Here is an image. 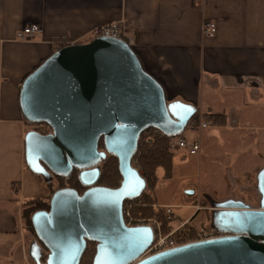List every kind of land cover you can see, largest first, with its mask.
<instances>
[{
  "label": "water",
  "instance_id": "1",
  "mask_svg": "<svg viewBox=\"0 0 264 264\" xmlns=\"http://www.w3.org/2000/svg\"><path fill=\"white\" fill-rule=\"evenodd\" d=\"M19 104L27 121L50 128L24 135L30 172L49 183L53 175L78 170L81 184L91 185L82 194L57 189L48 209L32 213L36 238L28 256L34 264H79L87 241L95 242L92 264H264V163L255 175V206L204 195L210 227L225 235L140 258L153 232L147 225L126 226L122 212L125 200L147 189L132 165L139 135L150 127L167 137L180 135L198 108L168 101L126 41L96 37L55 50L24 78ZM107 154L118 160L115 188L94 185Z\"/></svg>",
  "mask_w": 264,
  "mask_h": 264
},
{
  "label": "crops",
  "instance_id": "2",
  "mask_svg": "<svg viewBox=\"0 0 264 264\" xmlns=\"http://www.w3.org/2000/svg\"><path fill=\"white\" fill-rule=\"evenodd\" d=\"M119 20L134 39L142 67L162 85L168 101L194 104L201 114L225 115L223 124L184 133L199 142L200 150L193 155L176 150L179 165L202 170L218 158L215 162H221L228 181L236 185L241 177L254 181L264 163V0H0V234L7 236L2 245L16 242L19 257L10 264H32L22 204L51 195L26 169L24 135L34 127L25 123L20 108L21 83L55 50L85 43L94 26ZM206 20L216 24L212 37L203 35ZM31 23L42 28L41 35L17 40L16 32ZM205 78L213 87L222 82L243 90L242 112L239 100L215 110L200 94ZM187 188L191 202L207 193L217 200H244L232 188L220 197L210 185L189 181ZM257 200L256 192L255 201L246 202L255 206Z\"/></svg>",
  "mask_w": 264,
  "mask_h": 264
},
{
  "label": "built area",
  "instance_id": "3",
  "mask_svg": "<svg viewBox=\"0 0 264 264\" xmlns=\"http://www.w3.org/2000/svg\"><path fill=\"white\" fill-rule=\"evenodd\" d=\"M41 33L42 28L36 23H31L19 29L16 32L15 37L17 40L26 41L39 37ZM215 33V22L211 20L204 21L203 35L205 37H212ZM96 37L118 38L126 41L129 46H133L134 44V39L124 30L123 22L121 20L98 24L85 34L87 42ZM192 119L193 118H191L187 124V127L191 130L205 128L208 124H210L204 120L196 122ZM163 136L165 135L159 129L154 127L147 128L139 135L138 147L142 143H146L152 139L161 138ZM138 147L132 158V165L141 173V168L138 164ZM169 147L171 150L184 149L190 155L196 154L200 150V144L198 141H190L184 135L170 137ZM142 205L144 204L139 197L131 200H125L122 210L126 226L147 225L153 232L151 244L140 258L165 252L183 245L211 240L225 235V233L212 227L194 226L190 217L181 219L175 223L178 220V215L174 211V206L168 204L159 206L165 221L168 223V227L164 229L161 221L158 219L133 214L134 208ZM193 207L196 211L201 208L199 205H194Z\"/></svg>",
  "mask_w": 264,
  "mask_h": 264
},
{
  "label": "rangeland",
  "instance_id": "4",
  "mask_svg": "<svg viewBox=\"0 0 264 264\" xmlns=\"http://www.w3.org/2000/svg\"><path fill=\"white\" fill-rule=\"evenodd\" d=\"M201 88V96H203L207 101L211 102L212 105H214L215 110H220L225 107H228L231 103H234V101L236 100L240 101L238 105L240 108H242V100L246 96L243 93V90L232 89L222 82H220L218 86L213 87L206 78L204 79L203 86H201ZM239 107L238 109H240ZM242 110L243 108L238 110V112L241 113ZM200 118L199 120H204L203 118ZM192 120L196 122L199 121L196 117H193ZM45 126L46 125L43 124L42 128L45 129ZM190 131L191 129L189 130V127H186L185 134L191 135L193 132L190 133ZM171 151H173L175 157L177 155V151ZM174 157V176L172 178L164 179L162 178L161 170H158V179L156 180V183L153 187V194L157 200V203H160L161 205L169 204L174 206V211L178 215V220L175 223L187 217L192 218L191 222L196 227H205V224L209 222L208 218L210 217L211 210L209 209L208 202L204 198L205 194L203 196L199 194V196H197V198H195V200L192 202L187 200V191L189 190L187 188V184L189 183V181L193 182V184H199L202 187L210 185V187H213L215 189L212 191V193H214L216 197L225 195V193L228 190L230 191V189L232 188L234 195L241 197L242 199L248 202L255 201L256 192L252 187V185H254V181L250 180L251 183L249 184L241 177L239 182H237L236 185H233V183L228 181L227 175L224 174L225 172L220 164L221 162H215L220 161V159L216 158L211 163L210 167H206L203 165L202 170H189L187 169L188 166L182 164L179 165V159H176V157ZM187 174H193V176L186 177L185 175ZM226 189L228 190L226 191ZM194 205H199L201 208L196 211L194 207H192ZM6 238L7 236L0 234V264H10L11 260L13 261L19 258L15 256L18 250L17 244H15L16 242L14 240H7V242H5L7 243L5 246L1 244L2 241L6 240Z\"/></svg>",
  "mask_w": 264,
  "mask_h": 264
},
{
  "label": "trees",
  "instance_id": "5",
  "mask_svg": "<svg viewBox=\"0 0 264 264\" xmlns=\"http://www.w3.org/2000/svg\"><path fill=\"white\" fill-rule=\"evenodd\" d=\"M131 48L133 49L132 46ZM194 117H196L198 120L201 117L204 119V121H207L211 124H223L226 121L225 115L213 112L200 114V112L198 111L194 115ZM24 121L28 126L31 127L34 125H38L37 123L27 121L25 117ZM184 133L185 130L180 135H184ZM169 141L170 137L163 136L161 138H155L139 145L137 154L138 164L141 168V173L146 178L147 189L139 197L141 198L144 205L136 207L133 210V214L135 215L153 217L155 219H158L159 221H161L164 229L168 227V223L165 221L163 214L159 208L160 204H157L156 202L155 196L153 194V187L156 183V180L158 179V170L162 171V178L164 179L172 178L173 176L174 153L169 147ZM98 148L103 149L102 139L99 140ZM99 166L100 175L98 179V184L110 188L117 187L121 180V176L118 170L117 158L111 154H107L106 158L100 163ZM26 169L30 172L27 167ZM38 177L45 186L50 188L51 194L55 190L64 187L73 188L79 194H82L85 188L77 177V170H73L71 174L67 177L53 175V179L49 183H46L40 176ZM50 196L47 198L44 196L28 198L22 204L21 218L24 230L30 237V242L36 238L33 226L31 224V215L36 210L48 209ZM44 252L46 253V250ZM94 252L95 242L87 241L85 251L81 256L79 264H92ZM45 253L42 257V260L45 259ZM29 260L32 264H34V262L30 258Z\"/></svg>",
  "mask_w": 264,
  "mask_h": 264
},
{
  "label": "flooded vegetation",
  "instance_id": "6",
  "mask_svg": "<svg viewBox=\"0 0 264 264\" xmlns=\"http://www.w3.org/2000/svg\"><path fill=\"white\" fill-rule=\"evenodd\" d=\"M42 124H40V125H34L33 127V129H36V130H38L39 132H42V133H46V132H49L50 131V128L48 127V126H45V129H43L42 128ZM100 165V164H99ZM79 171L77 170V173H78ZM85 179V178H84ZM94 185H99L98 184V182L96 183V184H94ZM85 188H84V190L85 189H87V188H89V187H91V185H83ZM207 201V200H206ZM205 226L206 227H210V221L207 223V224H205Z\"/></svg>",
  "mask_w": 264,
  "mask_h": 264
}]
</instances>
